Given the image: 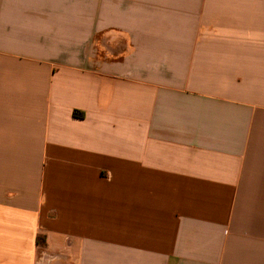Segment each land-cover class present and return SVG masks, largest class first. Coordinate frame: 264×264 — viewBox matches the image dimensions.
I'll use <instances>...</instances> for the list:
<instances>
[{"label": "crops", "instance_id": "obj_1", "mask_svg": "<svg viewBox=\"0 0 264 264\" xmlns=\"http://www.w3.org/2000/svg\"><path fill=\"white\" fill-rule=\"evenodd\" d=\"M0 264H264V0H0Z\"/></svg>", "mask_w": 264, "mask_h": 264}, {"label": "trees", "instance_id": "obj_2", "mask_svg": "<svg viewBox=\"0 0 264 264\" xmlns=\"http://www.w3.org/2000/svg\"><path fill=\"white\" fill-rule=\"evenodd\" d=\"M73 115L78 116V117H82V116H83V113L74 110V111H73ZM38 238H39V235L37 236V240H38Z\"/></svg>", "mask_w": 264, "mask_h": 264}]
</instances>
